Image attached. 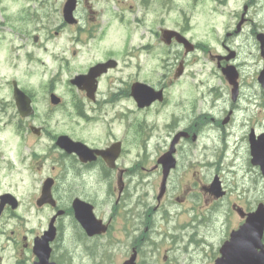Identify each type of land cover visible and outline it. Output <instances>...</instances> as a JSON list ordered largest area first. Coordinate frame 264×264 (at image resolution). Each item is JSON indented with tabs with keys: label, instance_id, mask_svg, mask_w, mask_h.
I'll return each mask as SVG.
<instances>
[{
	"label": "rangeland",
	"instance_id": "374dc122",
	"mask_svg": "<svg viewBox=\"0 0 264 264\" xmlns=\"http://www.w3.org/2000/svg\"><path fill=\"white\" fill-rule=\"evenodd\" d=\"M77 1L78 24L74 27L62 23L64 0H4L0 3V138L5 141L6 137L19 139L21 146L26 147L17 129L18 116L8 101L12 79L26 87L29 83L35 90L36 121L51 135L66 134L73 140H83L93 146L107 145L114 138L122 139L125 152L120 165L125 166L135 162L143 151L148 160L160 154L167 146L171 122L178 117L181 123L177 127L186 128L191 123L186 115H191L194 105L210 108V94L201 95L202 83L213 85L220 99L219 106L224 111L226 106H235L250 98L246 104L248 113L242 111L234 116L228 141L230 145L226 151H222L223 142H219V137L208 133V127L207 132L201 133L207 139H201L192 146L195 153L192 165L196 173L188 179L192 182L191 193L195 194L180 205H172V210L166 209L171 227L181 219L186 221L207 210L213 219L207 223L213 233L206 232L212 246L205 247L202 252L205 258L199 264H210L213 254L227 238L229 227L238 222L231 214V204L237 203L249 211L259 202L264 203V178L258 168L249 164L247 138L250 128H254L256 133L264 131V105H260L264 102V91L257 82L263 58L256 39L258 34L264 37V0H95L92 7L97 16L95 19L90 18L92 15L87 13L84 1ZM13 24L17 27L15 31L11 29ZM165 28L180 32L193 47L203 44L205 48L185 53L174 43L164 46L159 31ZM16 31L31 37L25 40ZM227 34L230 35L226 37ZM33 35L37 36L36 43ZM142 46L144 50L137 51ZM131 50L140 53L138 59L126 57ZM231 51L234 56H231ZM214 55L228 56V63L240 75V99L237 102L231 101L230 86L217 69ZM109 59L116 60L118 66L100 79L96 92L98 102L102 103L111 94L116 95L137 79L154 86L172 80L168 84V101L163 104L167 103L146 114L130 115L126 119L121 118L119 112L131 109L128 98L119 97L114 106L102 104L99 109L68 85L75 75L86 74L89 67ZM180 64L183 74L173 80ZM52 91L61 99L59 106L45 103V97L48 98ZM76 101L82 103V117L76 115L73 105ZM144 118L148 126H152V137L145 147L134 127L137 120ZM130 122L133 127H127ZM7 126H11V131L5 135ZM233 143L236 144L234 147ZM46 147L51 148L52 142L43 137L38 148ZM179 153V162L184 165L182 158L191 154L185 147ZM0 156V161L14 157L13 148L0 151ZM150 176L153 178L156 173ZM214 176L219 178L225 191V195L217 200L198 188ZM16 186L14 180L5 179L2 188L19 193ZM101 189L100 198L103 199L106 188ZM137 189L136 196L133 192L134 198L144 192L141 186ZM86 190L88 196H94L88 186ZM174 194H178V190L168 193V198ZM99 214L106 217L108 208L102 206ZM71 231L73 240L66 243L72 250L71 259L78 264H94L92 260L82 262L87 257L89 244L84 249L73 250L76 242L74 228ZM109 250L111 253L102 251L103 264H113L118 260L116 255L119 253L114 248ZM92 253L95 255L96 249H92ZM184 255L183 251L181 264L185 263Z\"/></svg>",
	"mask_w": 264,
	"mask_h": 264
},
{
	"label": "flooded vegetation",
	"instance_id": "af4514ba",
	"mask_svg": "<svg viewBox=\"0 0 264 264\" xmlns=\"http://www.w3.org/2000/svg\"><path fill=\"white\" fill-rule=\"evenodd\" d=\"M3 1L0 0L1 3ZM83 3L87 7V13L92 15L90 18L95 19V11L92 10L89 1L84 0ZM3 12L6 14L5 10ZM19 33L20 36H24L25 40L31 37V35L23 34L20 31ZM32 39L33 41L37 40V36L33 35ZM80 43L85 44L84 41H80ZM138 50L143 51L144 47L142 46ZM139 55V52L131 50L128 54V59H138ZM218 65L220 66V63ZM136 82L145 83L144 80L134 79L125 88L119 90L116 95L111 94L107 99H103L102 103L98 102V100L89 102L101 109L102 104L114 106V101L118 100L119 97L128 98L131 111L122 113V115L126 116L135 113L142 114L145 109L164 102L155 101L148 106L138 108L132 91V84ZM170 83H172V80L159 83V87L158 85H148L155 90H161L164 100L168 84ZM29 99L32 102V94H29ZM238 99H240V90L237 91L234 101ZM215 107L211 106L210 109L216 113ZM237 110L238 107L236 105L226 106V111H221L220 107H218L219 116L215 118L214 115L208 113L210 116L207 123H214L223 131L222 118H227L225 123L232 121ZM222 112L224 114L220 115ZM191 113L196 115L191 118L188 130H193L194 128L197 131L195 127L203 122L201 119L205 120V117L200 118L201 113L197 112V108H194ZM35 115L36 112L30 117L21 118L27 121L26 124H20L21 133L24 130L20 137L24 138L26 147L21 146L18 148L14 160L3 159L0 161V264H48L38 260L33 252V245L51 227L54 228L55 237L49 244L51 248L50 263L74 264L71 262L72 250L66 245L68 241L73 240L71 228H74V239L76 242L73 250L75 251L77 248L84 249L89 244L88 254L90 252V260L94 261V264H103L102 251L97 254L99 248H114L119 253V255H116L118 260L113 264H122L132 254L135 255L137 264H173V260L167 256V251H161L160 245H155L156 240L153 237L160 236V234L157 233L156 228H152V213L160 211L164 205L166 206V204L161 205V203H164L168 193L177 188L176 183L182 172L176 173V179L168 183L164 196L159 203L151 206V203H147L145 199L148 195L142 198L139 196L133 200L131 186L136 188L138 185H131V180L128 179L125 173L130 175L134 172V167L132 170H122L117 166L114 169H110L102 158L81 162L76 155L57 147L56 139L58 135L54 137V135L46 131L34 132L32 130ZM188 130L186 132L189 134ZM43 137L52 142L51 148H38L39 140ZM4 149H6V141L0 138V151ZM103 170L110 172L107 179L112 183L110 184V192L115 195V205L109 208L108 215L105 218L108 225L106 233L88 237L74 220L72 202L77 198L91 204L93 207H97L94 209L96 216L102 218V214H98V208L102 206L98 199L100 192L95 190L91 192L94 196H88L86 194V186L99 189L102 184L101 176ZM120 170L122 171L123 183L119 187ZM98 172H101V175L97 180ZM7 177H11V181H15L17 184L16 190L20 189L19 193L2 188ZM23 189H25L24 193L22 192ZM43 189H48L51 199H49L50 203L47 200L43 205H40L38 201ZM201 190L208 192L209 188L202 186ZM7 194L11 196H7ZM22 195L27 196L28 203L26 205L22 203ZM92 249H96L95 255H93ZM107 252H110V250H107Z\"/></svg>",
	"mask_w": 264,
	"mask_h": 264
},
{
	"label": "water",
	"instance_id": "95a60500",
	"mask_svg": "<svg viewBox=\"0 0 264 264\" xmlns=\"http://www.w3.org/2000/svg\"><path fill=\"white\" fill-rule=\"evenodd\" d=\"M75 6L74 0H67L63 8V17L66 22L72 23V11ZM173 32H167L171 34ZM260 41L262 49V56L264 57V39L262 35L257 36ZM259 82L264 87V66L258 77ZM58 145L71 152L74 151L78 155H83L86 148L79 143H72L66 137L58 140ZM251 155L253 162L261 167V172L264 175V140L259 137L257 142L250 140ZM110 151L114 152L113 147ZM97 154H104V152H96ZM93 153L88 151L83 157L91 158ZM256 161V162H255ZM216 192L218 188L214 186ZM78 221L88 234H94L100 227L97 221L94 220L91 213L83 216H78ZM264 229V206L259 204L256 211L247 215L245 223L230 235V240L225 242L220 252L222 259L217 264H264V247L261 244V238ZM51 239V236H49ZM42 262H47L48 257L44 254L41 257ZM53 264V263H51ZM129 264V263H127ZM132 264V263H131Z\"/></svg>",
	"mask_w": 264,
	"mask_h": 264
}]
</instances>
